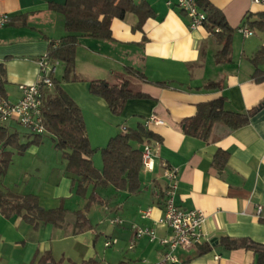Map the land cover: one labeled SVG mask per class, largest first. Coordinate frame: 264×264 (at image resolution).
Returning a JSON list of instances; mask_svg holds the SVG:
<instances>
[{
    "label": "crops",
    "instance_id": "crops-1",
    "mask_svg": "<svg viewBox=\"0 0 264 264\" xmlns=\"http://www.w3.org/2000/svg\"><path fill=\"white\" fill-rule=\"evenodd\" d=\"M63 0H0V13L9 22L0 28V65L5 72L6 98L16 102L20 98V84H30L38 78V58L48 50L49 43L64 35L63 15L49 9V2ZM143 2L139 13H128L124 19L111 22V39L80 37L75 50V74L85 80H62L63 65L54 77L80 107L86 135L92 147L103 148L114 135L135 129L151 114L164 121L152 125V142H158L155 168H142L139 173L140 190L134 194L116 190L113 186L95 190L97 203L86 211L90 229L67 235L62 228L40 223L37 228L21 219H6L0 213V264H38L44 254L51 262L79 264L93 258L99 264H159L164 247L147 237L134 238L130 224L152 226L163 214L167 179L163 166L177 169L178 183L174 203L180 209H198L205 214L202 227L203 244L220 237L250 238L264 244V219L255 216V207L264 205V104L249 122L223 137L211 135L207 141L185 132L183 120L195 115L201 102L224 96L227 107L252 111L264 101V31L249 27L253 35L244 37L242 44L232 48L234 35L248 21L256 20L264 6L250 0H207L222 12L228 25L235 30L230 60L220 56L221 45L205 26L191 29L189 20L174 4L166 0H134ZM147 10L142 29L134 28L139 15ZM261 52L255 62L252 61ZM127 68L144 77L128 74ZM127 78L136 83L135 91L148 94L149 99H130L120 115H113L105 100L89 92L87 79H104L118 83ZM218 82L216 89L205 85ZM53 90L45 92V98ZM10 121L4 127L12 131ZM18 125V124H17ZM18 133V132H17ZM140 146V145H138ZM218 151L228 154L224 166L215 162ZM98 154L92 160L102 168ZM62 171V169H61ZM2 188L9 189L0 183ZM72 178L64 170L58 177L53 197L63 198L62 206L79 210L87 203L71 191ZM12 191V190H11ZM21 189L13 190L19 194ZM25 192V191H23ZM32 192V191H31ZM41 207L54 208L39 200ZM52 206V207H49ZM151 208L149 218H141L140 211ZM119 216L121 227L103 225L108 218ZM158 236L169 230L157 228ZM117 239L111 247H104L106 238ZM133 243L132 248L129 246ZM174 264H259L253 251L238 248L227 250L213 246L198 254V246L174 251Z\"/></svg>",
    "mask_w": 264,
    "mask_h": 264
},
{
    "label": "trees",
    "instance_id": "trees-1",
    "mask_svg": "<svg viewBox=\"0 0 264 264\" xmlns=\"http://www.w3.org/2000/svg\"><path fill=\"white\" fill-rule=\"evenodd\" d=\"M197 2L207 14L205 27L221 45L220 57L230 60L228 55L235 30L228 25L222 12L210 2L207 0H197ZM48 6L51 11L62 14L64 18V35L59 38L55 48L49 46L47 50L52 59L62 63V80L64 81L86 79L75 74V50L80 37L111 39V22L114 19H124L128 13L140 14V11L145 8L143 2L136 3L134 0H63L61 3L50 1ZM150 15V10L142 12L134 28L142 29L145 19ZM257 17L256 20L249 22L246 16L244 24L264 31V11L258 13ZM216 28L220 31L216 32ZM260 53L259 51L252 59L255 65ZM126 72L144 77L142 73L131 68H127ZM4 76V68L0 65V96L2 97H6ZM261 78H264V75ZM87 81L89 92L103 98L113 115H120L130 99L151 98L146 93L133 90L127 78L114 84L104 79H87ZM53 82V93L45 98L43 106L45 134L52 136L55 148L62 152L66 162L65 171L72 178L71 191L75 190L76 194L85 197L90 187L87 203L83 209L74 211L62 205L45 209L39 205L37 195L15 193L0 185V213L6 219L20 217L30 223L33 228H37L40 223H50L62 228L67 235H76L92 227L85 213L93 203H97L96 188L111 185L116 190H126L130 194L140 190L141 149L138 145L145 140L153 139L154 134L143 124H139L135 129L122 131L112 136L100 149L102 168L97 169L92 160L96 149L91 146L86 135L80 107L63 90L61 80L54 77ZM205 87L216 89L220 85L218 82H212ZM263 104L264 101L252 111L239 112L227 107L226 98L219 96L199 103L195 115L183 120L182 125L185 132L205 141L211 135L223 137L246 125ZM42 135H36L32 140L21 143L17 132H8L4 127L0 128V178L5 175L11 162L12 150L22 152L30 144H38ZM227 158L226 152L218 151L215 162L222 167ZM213 246H221L227 250L238 248L251 250L257 256V262L264 264V244L250 238L223 236L210 244L198 246V254L210 251ZM47 262H51V256L48 253L40 257L38 264ZM54 264L62 263L54 262ZM79 264H99V262L90 258Z\"/></svg>",
    "mask_w": 264,
    "mask_h": 264
},
{
    "label": "built area",
    "instance_id": "built-area-1",
    "mask_svg": "<svg viewBox=\"0 0 264 264\" xmlns=\"http://www.w3.org/2000/svg\"><path fill=\"white\" fill-rule=\"evenodd\" d=\"M252 4L264 6V0H250ZM168 6L172 5V0H166ZM189 20L191 29L205 26L207 14L199 6L197 0H176L174 4ZM9 22V16L6 13H0V28L6 26ZM220 31L219 28L215 29ZM238 31L244 36L253 35V30L247 25L242 24ZM57 41L49 46L55 48ZM38 78L30 84H20V98L16 102H11L6 97L0 96V128L5 127L10 121H14L33 135H42L46 133L44 124L43 106L45 92L53 90L54 74L59 61L52 59L48 52L38 58ZM164 121L155 114L147 116L143 122L146 129L152 125H163ZM159 143L152 142L151 139L145 140L141 145V168L144 171L151 172L155 168L157 147ZM163 176L167 179L166 198L163 208V214L154 221L152 226H141L136 223L130 224V230L134 238L147 237L149 241H158L163 247L164 252L159 264H174L177 257L174 251L178 248L189 250L195 246L203 244L202 227L205 222V214L198 209L183 210L175 206L174 195L178 183V172L176 168L163 166ZM151 208L140 211L141 218H149ZM255 216L264 219V205L258 204L255 207ZM112 227H121L124 220L119 216H114L108 220ZM163 227L169 230L168 234L158 236L157 228ZM117 243L116 238L108 237L104 241V247L108 248ZM133 243L129 246L132 248Z\"/></svg>",
    "mask_w": 264,
    "mask_h": 264
},
{
    "label": "rangeland",
    "instance_id": "rangeland-1",
    "mask_svg": "<svg viewBox=\"0 0 264 264\" xmlns=\"http://www.w3.org/2000/svg\"><path fill=\"white\" fill-rule=\"evenodd\" d=\"M233 40L232 48L234 44L235 47H239L243 42L242 34L236 32ZM60 70L61 67L58 65L55 74L59 73ZM130 87L136 89V83L130 84ZM12 129V131L15 130L18 132L21 143H26L36 136L17 124H13ZM12 151L13 156L11 162L8 165L5 175L0 178V183L7 185L12 191L21 189L18 192L33 193L37 195L42 203H47V205H62L64 202L63 198L56 201L52 199V193L58 183V177L65 170L66 162L62 156V152L55 148L52 136L50 134H43L38 144H30L22 152ZM96 153L98 154L100 164V161H102L100 150H96L94 155ZM73 194L79 196L75 190ZM109 219L103 225L111 226L108 223Z\"/></svg>",
    "mask_w": 264,
    "mask_h": 264
},
{
    "label": "water",
    "instance_id": "water-1",
    "mask_svg": "<svg viewBox=\"0 0 264 264\" xmlns=\"http://www.w3.org/2000/svg\"><path fill=\"white\" fill-rule=\"evenodd\" d=\"M45 264H54L53 262H47V263H45Z\"/></svg>",
    "mask_w": 264,
    "mask_h": 264
}]
</instances>
